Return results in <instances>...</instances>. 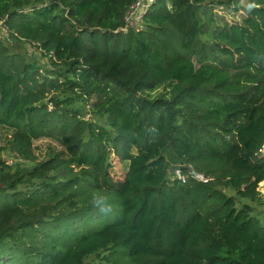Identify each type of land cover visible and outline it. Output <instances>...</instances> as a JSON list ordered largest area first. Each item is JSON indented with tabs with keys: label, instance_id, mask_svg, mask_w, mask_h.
Segmentation results:
<instances>
[{
	"label": "trees",
	"instance_id": "obj_1",
	"mask_svg": "<svg viewBox=\"0 0 264 264\" xmlns=\"http://www.w3.org/2000/svg\"><path fill=\"white\" fill-rule=\"evenodd\" d=\"M137 1L0 0V264H264V0Z\"/></svg>",
	"mask_w": 264,
	"mask_h": 264
},
{
	"label": "rangeland",
	"instance_id": "obj_2",
	"mask_svg": "<svg viewBox=\"0 0 264 264\" xmlns=\"http://www.w3.org/2000/svg\"><path fill=\"white\" fill-rule=\"evenodd\" d=\"M243 4L247 5V0H243ZM215 12L218 14V21L220 22V24L223 23L224 21L229 23V24L237 23V22H240L242 20V18L247 15L244 11L232 12V11H230L224 7H222V8L217 7L215 9ZM3 31H4V35H3L4 40L15 51H21V52H24V53L29 54V55L34 54L35 56L40 57V53H39V51H37L36 45H29L28 43H22V42L14 41L11 38V36L9 35L8 31L6 32V29H4ZM40 59L42 62L47 61L46 58L40 57ZM34 146H35V152L39 158H42L43 156L46 155L48 146H53L56 150L62 149V146L58 142H56L52 139H49V138H41V139L34 141ZM6 158H8V156H6ZM173 167H171V168L174 169ZM127 169H128V164L123 163L122 168L117 167L114 169V171L121 173L123 170H127ZM258 190L260 191V196L263 198L262 201H264V182H261L259 184ZM260 208H262L264 210V205L261 204ZM110 215H111L110 213L109 214L108 213L98 214L96 217L98 219H96L93 222V227L101 226L103 224L102 223L103 220L107 221L110 218L109 217Z\"/></svg>",
	"mask_w": 264,
	"mask_h": 264
},
{
	"label": "built area",
	"instance_id": "obj_3",
	"mask_svg": "<svg viewBox=\"0 0 264 264\" xmlns=\"http://www.w3.org/2000/svg\"><path fill=\"white\" fill-rule=\"evenodd\" d=\"M147 3L146 0H138L136 3L133 4V6L131 7V10L128 13V17H127V25L128 26H134L140 23V20L142 18L144 9L146 8ZM4 29L5 26L3 24V21L0 20V36L3 37L4 35ZM7 32V29H6ZM259 154L264 155V141L262 142L261 147L258 150ZM9 163L12 162V160H8ZM191 174L202 181L207 182L209 180V178H206L203 174L198 173L195 170H191ZM175 175L178 179H181L183 181H186V176L183 174L181 169H176L175 171Z\"/></svg>",
	"mask_w": 264,
	"mask_h": 264
},
{
	"label": "clouds",
	"instance_id": "obj_4",
	"mask_svg": "<svg viewBox=\"0 0 264 264\" xmlns=\"http://www.w3.org/2000/svg\"><path fill=\"white\" fill-rule=\"evenodd\" d=\"M97 203V202H96ZM98 205V204H97ZM99 206V205H98ZM101 211H106V209H104V208H101Z\"/></svg>",
	"mask_w": 264,
	"mask_h": 264
}]
</instances>
